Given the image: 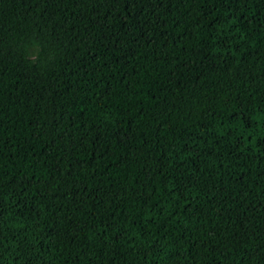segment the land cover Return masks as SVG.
<instances>
[{"label":"trees","instance_id":"trees-1","mask_svg":"<svg viewBox=\"0 0 264 264\" xmlns=\"http://www.w3.org/2000/svg\"><path fill=\"white\" fill-rule=\"evenodd\" d=\"M0 264H264V0H0Z\"/></svg>","mask_w":264,"mask_h":264}]
</instances>
